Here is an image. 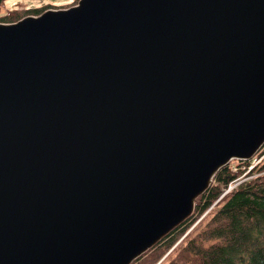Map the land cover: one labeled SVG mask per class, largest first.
<instances>
[{
	"label": "water",
	"instance_id": "95a60500",
	"mask_svg": "<svg viewBox=\"0 0 264 264\" xmlns=\"http://www.w3.org/2000/svg\"><path fill=\"white\" fill-rule=\"evenodd\" d=\"M263 144L264 0L0 23V264H131Z\"/></svg>",
	"mask_w": 264,
	"mask_h": 264
},
{
	"label": "trees",
	"instance_id": "16d2710c",
	"mask_svg": "<svg viewBox=\"0 0 264 264\" xmlns=\"http://www.w3.org/2000/svg\"><path fill=\"white\" fill-rule=\"evenodd\" d=\"M48 9L54 8L8 10L0 23ZM254 159L260 162L251 169L253 159L223 166L196 199L193 213L131 264H264V150ZM246 172L247 178L238 183Z\"/></svg>",
	"mask_w": 264,
	"mask_h": 264
},
{
	"label": "rangeland",
	"instance_id": "374dc122",
	"mask_svg": "<svg viewBox=\"0 0 264 264\" xmlns=\"http://www.w3.org/2000/svg\"><path fill=\"white\" fill-rule=\"evenodd\" d=\"M74 0H5L4 1V8L5 9H8L9 11H18V10H22V9H25V8H30V7H51V8H54V9H65V8H68V6L70 4H72ZM7 12V11H6ZM5 12V13H6ZM4 13V14H5ZM3 15V14H2ZM1 16V15H0ZM263 151L264 150V144L261 146V148L257 151V153L252 157V162H253V165L250 167L253 168V166L257 163L260 162V159H254L256 157V155L259 153V151ZM240 160H243V159H237V158H233L230 163H232L233 161L235 162V164L237 165L238 161ZM245 160V159H244ZM237 168H243L242 167H239V166H236ZM235 168V169H237ZM249 171V170H248ZM247 172L244 173L241 178H239L238 180V183H240L243 178H247L246 176ZM243 177V178H242ZM235 185V184H234ZM234 186L231 185L229 190L231 188H233ZM228 190V191H229ZM173 261H171L169 264H172Z\"/></svg>",
	"mask_w": 264,
	"mask_h": 264
},
{
	"label": "crops",
	"instance_id": "0c3cea01",
	"mask_svg": "<svg viewBox=\"0 0 264 264\" xmlns=\"http://www.w3.org/2000/svg\"><path fill=\"white\" fill-rule=\"evenodd\" d=\"M8 9L4 8V5H0V15L4 14Z\"/></svg>",
	"mask_w": 264,
	"mask_h": 264
},
{
	"label": "bare ground",
	"instance_id": "6f19581e",
	"mask_svg": "<svg viewBox=\"0 0 264 264\" xmlns=\"http://www.w3.org/2000/svg\"><path fill=\"white\" fill-rule=\"evenodd\" d=\"M216 175V174H215ZM161 241V240H160ZM140 258V257H139ZM139 258H137V259H139Z\"/></svg>",
	"mask_w": 264,
	"mask_h": 264
}]
</instances>
